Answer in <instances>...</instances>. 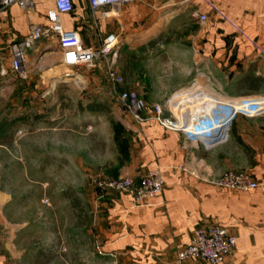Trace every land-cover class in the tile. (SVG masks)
<instances>
[{"label":"rangeland","instance_id":"rangeland-1","mask_svg":"<svg viewBox=\"0 0 264 264\" xmlns=\"http://www.w3.org/2000/svg\"><path fill=\"white\" fill-rule=\"evenodd\" d=\"M179 22L165 26L154 46L148 42L133 50L118 49L115 57L101 55L95 67H66L48 49L28 61L27 78L14 73L0 77V121L16 120L0 141V256L5 264H114L93 254L103 212L99 196L112 192L99 183L130 176L143 123L119 100L106 74L108 65L125 77L116 89L135 90L144 101V119L147 112L155 116L161 105L162 120L186 125V118L195 116L210 96L174 101L190 87L214 92V105L225 106L229 116L240 110L215 132L213 145L196 143L201 149H230L235 123L251 142L264 129V87L245 95L249 91L239 83L257 65H247L231 81L229 72L199 59ZM238 96L252 100L245 104L241 101L247 97ZM92 102L105 110L91 112ZM200 171L206 174L204 168ZM70 197L81 209L74 208Z\"/></svg>","mask_w":264,"mask_h":264},{"label":"crops","instance_id":"crops-1","mask_svg":"<svg viewBox=\"0 0 264 264\" xmlns=\"http://www.w3.org/2000/svg\"><path fill=\"white\" fill-rule=\"evenodd\" d=\"M212 1L264 47V0ZM73 2V11L61 15V24L65 30H77L85 46L100 48L102 39L115 33L117 49L133 50L177 20L199 59L229 72L231 81L251 63L264 76V55L198 1H136L102 10H93L89 0ZM54 8L50 0H35L32 10L17 4L6 9L0 21V77L13 73L12 46L28 35L32 25H50L48 14ZM196 11L207 12L209 20L200 23ZM48 49L63 62L57 35L29 49L27 61ZM242 97L250 96H238ZM146 115L127 174L138 179L142 172L160 168L164 190L141 206L129 192H103L95 257L114 264H209L204 259L178 263L176 254L190 243L197 228L221 224L237 235L234 252L222 264H264V129H259L252 142L243 129L238 133L243 144L234 137L230 149L207 151L187 140L183 132L165 127L153 113ZM203 168L206 174L200 171ZM231 168L248 171L260 186L253 192L229 191L205 179H216ZM0 264H5L3 256Z\"/></svg>","mask_w":264,"mask_h":264},{"label":"built area","instance_id":"built-area-1","mask_svg":"<svg viewBox=\"0 0 264 264\" xmlns=\"http://www.w3.org/2000/svg\"><path fill=\"white\" fill-rule=\"evenodd\" d=\"M55 8L49 11L48 18L50 25L34 24L31 26L28 35L20 42L12 46L11 69L19 78H27V52L36 43L49 40L55 35L58 37L59 46L63 50V63L66 66H88L95 67L96 59L101 55L106 56L113 53L114 57L118 53V36L115 33L106 35L101 42L100 48L85 46L82 44L77 30H65L61 24V15L70 13L74 9L73 0H50ZM136 1H161V0H89L93 10H102L106 7L118 8L122 5ZM168 1V0H167ZM174 1V0H173ZM181 4L198 1L207 6L215 15L230 23L243 39L249 41L253 47L264 55V47L254 38L250 37L238 23L233 21L224 10L212 0H175ZM17 4L20 7L32 10L35 7V0H0V21L6 9ZM105 15L106 13L103 12ZM200 23L209 20L207 12L194 13ZM4 74V73H3ZM106 74L115 88L121 103L130 111L134 118L140 123L145 119L142 114L146 104L139 98L138 93L132 89L117 90L116 88L125 83V77L113 65H108ZM219 103L214 105V101L209 98L203 99V107L193 117L186 118V125L181 126L171 119H161L162 107L156 106L155 116L161 124L173 130L183 132L186 139L193 143H204L213 145L216 131L221 130L225 122L230 123L235 115L240 111L232 113L229 117L225 106ZM190 117V119H189ZM192 123L193 129H188V124ZM228 126V125H227ZM227 131V129H226ZM220 132V131H219ZM226 138V137H225ZM225 138L222 139L225 140ZM208 182L229 191L253 192L260 183L252 174L246 170L229 169L217 179L205 177ZM99 185L107 191L129 192L133 195L136 205H143L152 197L161 194L164 190V179L160 168L150 169L142 172L138 179L132 176H123L103 180ZM237 243V235L230 228L221 224L202 226L195 230L190 243L180 249L176 254V262L182 263L188 259H204L209 264H222L225 258L232 254Z\"/></svg>","mask_w":264,"mask_h":264},{"label":"trees","instance_id":"trees-1","mask_svg":"<svg viewBox=\"0 0 264 264\" xmlns=\"http://www.w3.org/2000/svg\"><path fill=\"white\" fill-rule=\"evenodd\" d=\"M151 45H155L156 43V38L153 39V41H149ZM240 84L245 87L249 93L247 94H252L255 92L260 91L264 87V76L261 74H257L254 71H250L245 73L241 79H240ZM88 109L91 112H102L104 109V105L97 103V102H92L88 105ZM16 120L15 119H10L9 117H4L0 121V141H4L7 138V134L11 128L15 125ZM116 129H118V126L116 125ZM238 129H237V124L235 123L232 128V134L234 137H236V140L240 143L243 144V141L238 134ZM116 178V177H115ZM70 202L74 206V208H80V202L76 198L70 197L69 198Z\"/></svg>","mask_w":264,"mask_h":264},{"label":"bare ground","instance_id":"bare-ground-1","mask_svg":"<svg viewBox=\"0 0 264 264\" xmlns=\"http://www.w3.org/2000/svg\"><path fill=\"white\" fill-rule=\"evenodd\" d=\"M192 89H191V91H189L188 93H181V94H179L176 98L174 97V101L176 102V101H183V102H187L188 100H193L192 102H194V101H196V100H198L199 98H201V97H203V96H208V95H210V96H208V98H214V92H210V91H208L207 89H204V90H199V89H196V87H191ZM189 90V89H188ZM196 90V91H195ZM216 94V93H215ZM215 96H217V94L215 95ZM219 96V95H218ZM219 97H221V96H219ZM227 99V98H226ZM229 99V98H228ZM213 100V99H212ZM251 98H242V103H245V104H248V103H250L251 102ZM214 101H216V100H214ZM231 108L232 107H230L229 108V110H228V113H230L231 114ZM228 115V114H227ZM229 116V115H228ZM226 123V122H225ZM181 124L182 125H185L184 123H182L181 122ZM192 125L193 124H189L188 125V129H193V127H192ZM223 126H225V125H223Z\"/></svg>","mask_w":264,"mask_h":264}]
</instances>
